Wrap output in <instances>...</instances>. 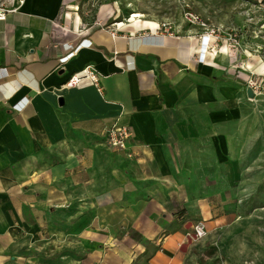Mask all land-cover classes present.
Wrapping results in <instances>:
<instances>
[{
  "label": "crops",
  "instance_id": "0c3cea01",
  "mask_svg": "<svg viewBox=\"0 0 264 264\" xmlns=\"http://www.w3.org/2000/svg\"><path fill=\"white\" fill-rule=\"evenodd\" d=\"M88 2L0 6V264H264L236 241L264 232L236 222L237 169L264 167L262 102L196 28L105 24ZM86 65L96 85H64ZM114 123L124 149L105 143Z\"/></svg>",
  "mask_w": 264,
  "mask_h": 264
},
{
  "label": "rangeland",
  "instance_id": "374dc122",
  "mask_svg": "<svg viewBox=\"0 0 264 264\" xmlns=\"http://www.w3.org/2000/svg\"><path fill=\"white\" fill-rule=\"evenodd\" d=\"M6 3L8 0H0V6ZM101 5L113 9L105 24L137 14L136 18L142 15L140 21L134 20L140 26L146 24V19L160 26L164 23L179 33L196 28L206 35L210 50L220 53L226 64L237 67V76L244 80L246 89L250 87L253 97L257 96L264 106V0H89L88 7L94 17L97 15L95 10ZM239 172H243L244 181L252 182V194L238 203L237 210L241 216H237L236 222L260 226L264 223L261 221L264 220V167L237 169L238 175ZM216 205L219 204L216 202ZM246 212L251 214L246 217ZM236 233L239 234L236 235L239 258H248L249 261L264 258V250L261 249L264 232ZM232 234L227 231L218 233L216 246L225 257ZM249 234H253L252 239ZM251 242L258 244L255 251L250 247ZM244 244L249 248L246 249Z\"/></svg>",
  "mask_w": 264,
  "mask_h": 264
},
{
  "label": "built area",
  "instance_id": "2783aa9c",
  "mask_svg": "<svg viewBox=\"0 0 264 264\" xmlns=\"http://www.w3.org/2000/svg\"><path fill=\"white\" fill-rule=\"evenodd\" d=\"M2 15L0 14V18ZM162 26L166 24L162 23ZM169 27V26H167ZM82 81H88L91 84H97L98 76L91 65H86L81 71L71 74L64 82L67 87L78 86ZM131 136V131L125 124L114 123L105 129V143L109 148L124 149L127 140ZM206 225L203 220H199L192 225L191 231L186 235L195 240H199L206 236Z\"/></svg>",
  "mask_w": 264,
  "mask_h": 264
},
{
  "label": "bare ground",
  "instance_id": "6f19581e",
  "mask_svg": "<svg viewBox=\"0 0 264 264\" xmlns=\"http://www.w3.org/2000/svg\"><path fill=\"white\" fill-rule=\"evenodd\" d=\"M138 15L137 14H133L132 16H131V18H136ZM142 17V15H139V17L138 18H136V19H139V18H141ZM144 21H146V22H152V21H150V20H146V19H144ZM120 22H116V24H119ZM217 53V52H216Z\"/></svg>",
  "mask_w": 264,
  "mask_h": 264
},
{
  "label": "water",
  "instance_id": "95a60500",
  "mask_svg": "<svg viewBox=\"0 0 264 264\" xmlns=\"http://www.w3.org/2000/svg\"><path fill=\"white\" fill-rule=\"evenodd\" d=\"M246 93H247V95H248L249 97H253V91H252V89H251L250 87H248V88L246 89Z\"/></svg>",
  "mask_w": 264,
  "mask_h": 264
}]
</instances>
